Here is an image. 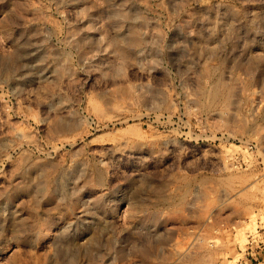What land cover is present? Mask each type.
Instances as JSON below:
<instances>
[{
	"label": "rangeland",
	"instance_id": "obj_1",
	"mask_svg": "<svg viewBox=\"0 0 264 264\" xmlns=\"http://www.w3.org/2000/svg\"><path fill=\"white\" fill-rule=\"evenodd\" d=\"M0 264H264V0H0Z\"/></svg>",
	"mask_w": 264,
	"mask_h": 264
}]
</instances>
